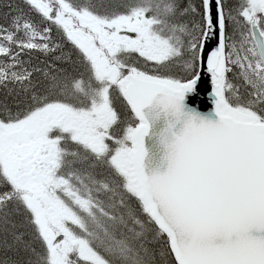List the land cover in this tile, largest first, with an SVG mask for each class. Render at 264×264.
I'll return each instance as SVG.
<instances>
[{"label": "snow or ice", "instance_id": "obj_1", "mask_svg": "<svg viewBox=\"0 0 264 264\" xmlns=\"http://www.w3.org/2000/svg\"><path fill=\"white\" fill-rule=\"evenodd\" d=\"M0 264H264V0H0Z\"/></svg>", "mask_w": 264, "mask_h": 264}]
</instances>
